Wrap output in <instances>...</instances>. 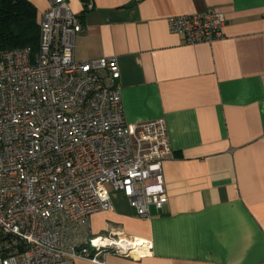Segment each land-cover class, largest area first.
Returning <instances> with one entry per match:
<instances>
[{"label": "crops", "instance_id": "crops-1", "mask_svg": "<svg viewBox=\"0 0 264 264\" xmlns=\"http://www.w3.org/2000/svg\"><path fill=\"white\" fill-rule=\"evenodd\" d=\"M40 16L45 0H27ZM69 0L83 32L75 59L116 58L127 123L163 119L173 157L162 163L166 204L136 217L107 186L112 212L88 238L150 242L75 264H264V0ZM212 10L224 37L187 45L166 20ZM141 256V255H140Z\"/></svg>", "mask_w": 264, "mask_h": 264}, {"label": "built area", "instance_id": "built-area-1", "mask_svg": "<svg viewBox=\"0 0 264 264\" xmlns=\"http://www.w3.org/2000/svg\"><path fill=\"white\" fill-rule=\"evenodd\" d=\"M45 1L38 52H0V264L95 263L138 250L142 257L150 242L85 232L92 215L114 210L107 186L140 219L166 204V123L125 121L116 58L77 61L80 16L69 0ZM225 23L212 10L166 20L187 45L221 40Z\"/></svg>", "mask_w": 264, "mask_h": 264}, {"label": "trees", "instance_id": "trees-1", "mask_svg": "<svg viewBox=\"0 0 264 264\" xmlns=\"http://www.w3.org/2000/svg\"><path fill=\"white\" fill-rule=\"evenodd\" d=\"M38 26L37 11L29 1L0 0V52L28 47L37 53Z\"/></svg>", "mask_w": 264, "mask_h": 264}]
</instances>
